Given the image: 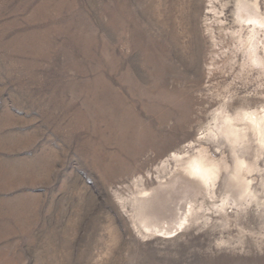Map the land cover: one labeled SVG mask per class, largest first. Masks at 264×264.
<instances>
[{
    "label": "rangeland",
    "instance_id": "1",
    "mask_svg": "<svg viewBox=\"0 0 264 264\" xmlns=\"http://www.w3.org/2000/svg\"><path fill=\"white\" fill-rule=\"evenodd\" d=\"M238 9L0 0V264H264V125L226 135L264 120V28Z\"/></svg>",
    "mask_w": 264,
    "mask_h": 264
},
{
    "label": "bare ground",
    "instance_id": "2",
    "mask_svg": "<svg viewBox=\"0 0 264 264\" xmlns=\"http://www.w3.org/2000/svg\"><path fill=\"white\" fill-rule=\"evenodd\" d=\"M237 3H238V8H239L238 10L240 11V18L247 22L248 21L251 22V35H252L251 40L253 42L256 35L260 32L262 28H264V13L262 12V9L260 7L259 0H251V1L250 0H237ZM158 4H159L160 9L158 10L157 16L161 18L162 6H161V3H158ZM160 23L161 21L159 22V24ZM188 112L185 115L187 118L186 120H188ZM221 114L223 113L221 112ZM224 115H227V114L224 113ZM233 118L231 119L230 116L226 118V121L228 122V125H227L228 130L226 132L227 133L226 135L228 136V139L232 144L246 142V141L248 142L247 139L249 138V135H250L249 132H251V129L255 131L257 134L263 133L262 131L263 125H264L263 119L261 120L257 119L254 116H251V113H244L241 118L238 119L237 117V120H233ZM224 127L226 128V126ZM220 170L221 168L219 164L214 161L212 162L206 155H204V157H201V158L193 159L191 162H189V166H188L189 174L191 176H195L199 178L201 181H203L206 184L214 183L215 179L219 176Z\"/></svg>",
    "mask_w": 264,
    "mask_h": 264
}]
</instances>
